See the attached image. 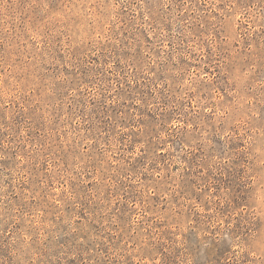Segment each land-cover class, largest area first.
<instances>
[{
  "label": "rangeland",
  "instance_id": "obj_1",
  "mask_svg": "<svg viewBox=\"0 0 264 264\" xmlns=\"http://www.w3.org/2000/svg\"><path fill=\"white\" fill-rule=\"evenodd\" d=\"M0 264H264V0H0Z\"/></svg>",
  "mask_w": 264,
  "mask_h": 264
}]
</instances>
